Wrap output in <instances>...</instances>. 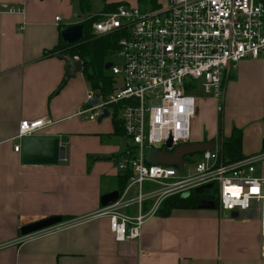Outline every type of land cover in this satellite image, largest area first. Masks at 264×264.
<instances>
[{"label": "crops", "instance_id": "1", "mask_svg": "<svg viewBox=\"0 0 264 264\" xmlns=\"http://www.w3.org/2000/svg\"><path fill=\"white\" fill-rule=\"evenodd\" d=\"M12 8L22 14L8 13ZM82 20L73 0H0V264H264V237L254 218L228 219L212 209L155 216L138 240L121 243L106 219L59 226L40 237L20 235L23 226L49 217L91 215L102 196L117 191V157L125 146H117L111 119L109 125L79 120L88 84L80 72L59 89L65 63L44 56L65 28ZM211 101L221 135L210 127L205 139L195 134L191 142H219L239 129L243 156L263 155L254 174L264 178V54L229 70L221 112ZM42 118L51 124L30 138L58 139L64 159L24 164L19 123Z\"/></svg>", "mask_w": 264, "mask_h": 264}, {"label": "built area", "instance_id": "2", "mask_svg": "<svg viewBox=\"0 0 264 264\" xmlns=\"http://www.w3.org/2000/svg\"><path fill=\"white\" fill-rule=\"evenodd\" d=\"M8 13L22 14V9H8ZM90 19L95 36L119 32L123 37L112 59L119 64L110 62L112 92L102 96L88 89L77 117L95 123L107 110L106 118L112 119L111 107L121 106L126 149L116 168L118 172L130 170L132 175L115 203L33 235L45 236L59 226L106 219L116 242L138 240L144 224L156 216L167 198L216 185L220 216L255 217L264 237V178L254 174L263 155L228 164L218 159L217 150L207 151L195 161L184 157L182 174L175 167L146 161L151 149L171 154L191 142V123L197 115L193 94L200 91L210 97L221 112L229 70L264 54L263 2L165 0L153 11L122 5L115 12ZM94 100L97 103L88 106ZM50 124L47 118L21 121L16 138L33 137ZM19 150L14 146L15 153ZM128 209H135L134 215Z\"/></svg>", "mask_w": 264, "mask_h": 264}, {"label": "trees", "instance_id": "3", "mask_svg": "<svg viewBox=\"0 0 264 264\" xmlns=\"http://www.w3.org/2000/svg\"><path fill=\"white\" fill-rule=\"evenodd\" d=\"M76 4L77 11L84 18L80 22L83 27V38L75 44H67L59 37L57 46L51 53H44L47 55L56 56L58 54L76 57L84 62L81 74L92 91L97 92L102 96H107L112 92L113 80L112 76L104 70L106 63L112 62L115 53L118 51V43L123 37L122 33L113 32L105 36H95L92 33L91 25L93 20L90 13V0H73ZM263 1V0H261ZM138 4H142L150 10H156L160 6L159 0H136ZM124 4L119 3H104L102 13H112L118 7ZM89 18V19H88ZM113 116L111 119L113 133L112 136L123 138L125 137L120 116V105L111 107ZM221 135V130L219 129ZM220 145L217 148L218 159L225 163H235L246 159L243 156L242 145V132L239 129H232L230 135L226 138L220 137ZM126 149V148H125ZM124 152V151H123ZM123 158V153L119 154L117 161L120 162ZM132 173L130 170L119 172L115 178L117 191L121 194L125 189L129 178ZM216 185L209 190L197 193L195 190L191 191L187 196H172L167 198L161 205L156 216L167 217L174 210H196L199 209L202 201H207L214 204V209H218V191L215 190ZM73 219L62 218V222L66 223ZM19 234V233H18Z\"/></svg>", "mask_w": 264, "mask_h": 264}, {"label": "water", "instance_id": "4", "mask_svg": "<svg viewBox=\"0 0 264 264\" xmlns=\"http://www.w3.org/2000/svg\"><path fill=\"white\" fill-rule=\"evenodd\" d=\"M83 38V27L80 24L72 25L65 28L61 32V39L67 44H75ZM56 58L65 63V75L61 82L63 87L66 82L70 79L75 78L76 74L82 71L84 62L80 61L75 57L68 55H56ZM111 67V63L104 65V70L108 71ZM97 103L96 100L89 103L88 106H93ZM108 117L107 110L103 111V115L97 119V123H101L103 119ZM220 142H190L188 144L177 147L171 154L166 153L164 150L158 151L151 149L148 151L146 161L148 164L153 166H166L175 167L179 173L182 174V168L184 163V157L192 156L195 154H201L204 152H214L219 147ZM262 150H264V142L262 144ZM21 158L22 162L27 165H55L62 162L64 159V149L59 147L58 139H47V138H23L21 141ZM212 186H204L196 189L197 193L204 192L211 189ZM119 193L117 191L111 192L100 198V207L104 208L113 203L118 199ZM187 195H184L185 197ZM199 209H212L214 210V204L202 201ZM227 217V214H224ZM231 218L235 219L238 217L237 213H232ZM62 224L61 217H49L44 220L25 225L20 228V235L27 237L43 230L58 226Z\"/></svg>", "mask_w": 264, "mask_h": 264}, {"label": "rangeland", "instance_id": "5", "mask_svg": "<svg viewBox=\"0 0 264 264\" xmlns=\"http://www.w3.org/2000/svg\"><path fill=\"white\" fill-rule=\"evenodd\" d=\"M110 1L114 2V3L124 4L123 6H125V7L137 8V9H140V10L147 11L146 10L147 7H145L142 4H138L136 2V0H110ZM106 2H108V0H90V13H91V15L100 14L101 11H102L103 5ZM164 2H165V0H159L160 4H164ZM74 4H75V2H74ZM81 18H84V16L81 15ZM78 20L79 19H73V21H78ZM112 62H114L115 65L119 64V60H117V59L116 60H112ZM107 72H109V71H107ZM192 96L197 101H199V107H198V103H197L198 113H197V116L195 117V119L191 123L190 137H191V140H192V139H194V137H195L194 135L195 134H199L201 137H203L205 139L209 135L208 132H210V127L211 128L214 127V129L217 127V130L220 128V125H221L220 124V120L216 119L215 110L212 109V101H211L212 99L210 97L205 96L200 91H197ZM78 119L79 120H83L81 117H78ZM110 119L111 118H106V119H103L102 121L103 122H107L108 125H109L110 124ZM116 140L118 142L117 146L120 149L125 146V144H126V140L125 139L118 138ZM155 148L158 149L159 147L156 146ZM198 158H199V154L192 155L191 157H186L187 160H194V161L196 159H198ZM188 170H189V167H186L185 168V172H187ZM215 190H217V187H215ZM213 211L219 215L218 209L217 210L214 209ZM231 214L232 213H229L227 215L228 219L231 218L230 217ZM244 218H246V216L244 214H241V215H238V219H236V220L240 221V220H242ZM255 221H256V223H258L257 225L259 226V222L254 217L253 222H255Z\"/></svg>", "mask_w": 264, "mask_h": 264}, {"label": "snow or ice", "instance_id": "6", "mask_svg": "<svg viewBox=\"0 0 264 264\" xmlns=\"http://www.w3.org/2000/svg\"><path fill=\"white\" fill-rule=\"evenodd\" d=\"M252 191H253V192H255L256 190H255V189H253Z\"/></svg>", "mask_w": 264, "mask_h": 264}]
</instances>
